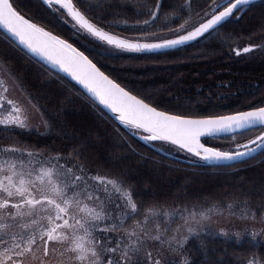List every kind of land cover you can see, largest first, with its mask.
<instances>
[{
    "label": "snow or ice",
    "instance_id": "obj_1",
    "mask_svg": "<svg viewBox=\"0 0 264 264\" xmlns=\"http://www.w3.org/2000/svg\"><path fill=\"white\" fill-rule=\"evenodd\" d=\"M42 2L59 13L64 23L70 18L76 33L122 52L173 48L212 37L231 18H242L238 14L253 4V0H212L201 15L192 8L191 0H185L178 9L161 16L163 0H155L154 6H141L144 11L137 15L146 18L137 25L143 31L157 27L160 21V31L167 29L173 38L143 31L146 40L154 37L158 42H140L105 30L78 6L79 0ZM185 11L187 16H183ZM176 20L181 22L169 27ZM0 30L30 58L56 70L57 76L65 74L101 113L108 110L119 125L146 143H167L203 162L238 161L264 154V101L228 115L172 113L123 87L69 39L22 14L14 0H0ZM254 49L264 50V44L233 50L240 56ZM9 81L23 87L5 65L0 75V139L8 143L0 144V264H189L184 249L190 240L230 238L226 229L218 233L212 229L217 217L264 226V206L254 208L247 197L207 206L145 205L124 176L94 170L78 151L53 154L22 146L13 134L38 126L31 123L28 106L9 95ZM26 99L40 114V124L50 129V118L42 107L30 93ZM250 132L259 134L244 144L236 143L234 150L203 142L205 138L231 137L235 143L238 136ZM234 235L237 241L249 236L255 247L264 227ZM176 256L181 259L177 261ZM247 264L264 261L253 253Z\"/></svg>",
    "mask_w": 264,
    "mask_h": 264
},
{
    "label": "trees",
    "instance_id": "obj_2",
    "mask_svg": "<svg viewBox=\"0 0 264 264\" xmlns=\"http://www.w3.org/2000/svg\"><path fill=\"white\" fill-rule=\"evenodd\" d=\"M14 3L22 14L55 34L65 32L66 26L41 0ZM184 3L185 0H163L161 16ZM211 3L212 0H191L192 8L201 15ZM154 4L155 0H79L78 6L110 33L131 40L156 41L154 37L146 40L143 31L167 37V29L160 31L158 27L160 21L157 27L143 31L137 25L138 20L146 18L137 15L144 11L141 6ZM183 16H187L186 11ZM241 16L231 18L219 34L165 51L122 52L106 44L103 52L79 43L78 47L123 87L161 110L193 117L226 115L260 106L264 101V50L254 49L240 56L233 50L264 44V0L247 6ZM180 22L176 20L169 27L175 28ZM0 61L64 131L62 135L27 130L13 134L22 146L53 154L78 151L94 170L124 176L145 205L207 206L247 197L254 208L264 206V154L231 165H216L186 152L175 155L160 150L101 113L78 87L30 58L1 30ZM257 134L245 133L235 143L231 137L206 138L203 142L234 150L236 143L244 144ZM0 143L8 141L0 139ZM257 243L254 247L251 239L207 236L190 240L185 254L189 264H246L253 253L264 261V242Z\"/></svg>",
    "mask_w": 264,
    "mask_h": 264
},
{
    "label": "rangeland",
    "instance_id": "obj_3",
    "mask_svg": "<svg viewBox=\"0 0 264 264\" xmlns=\"http://www.w3.org/2000/svg\"><path fill=\"white\" fill-rule=\"evenodd\" d=\"M66 26V25H64ZM71 29L66 26L65 32L61 34V36L66 37L70 41H73L74 44L78 47V43L86 46L87 48L91 50H95L96 52L102 51L103 49L106 50V46L104 43L95 40L94 38L88 37L87 35H80L76 33L75 31H70ZM164 36H167L166 38H173L169 33L164 34ZM102 49V50H101ZM103 52V51H102ZM112 56H116L115 54L111 53ZM3 69L4 66L0 64V75L3 74ZM11 85V91L9 93L10 96H12L15 99L20 100L22 103H24L26 106H28V114L31 118V123L35 126L38 127H33L31 130H27L30 132H34L40 135H62L64 133L63 129L61 126H59L48 114L45 112L43 109L44 113H46L47 117H49V123L51 125L50 129H45L42 124H40V114L33 110L30 105H28V101L26 99L27 93L20 87H16L15 85L12 84L11 81H9ZM35 102V101H34ZM36 103V102H35ZM3 144V143H0ZM153 145H155L157 148L160 150L175 154V155H184L182 151H179L176 149L175 146L167 144V143H160L156 142ZM211 227L214 231L217 233L219 232L220 229H226L229 234H230V239H236L234 233L237 231L244 232L245 229L251 230L253 227L259 229L261 227H264L260 225L259 223H256L253 225L251 222H242L240 220H237L235 218H228L226 216L223 217H217L211 224ZM204 238V237H203ZM243 239H251L249 236H245ZM240 239V240H243ZM239 240V241H240ZM257 241H262L264 242V235H260L257 237ZM184 255L185 254V249H184ZM175 259L179 261L181 259L180 256H176ZM247 264V263H246Z\"/></svg>",
    "mask_w": 264,
    "mask_h": 264
},
{
    "label": "water",
    "instance_id": "obj_4",
    "mask_svg": "<svg viewBox=\"0 0 264 264\" xmlns=\"http://www.w3.org/2000/svg\"><path fill=\"white\" fill-rule=\"evenodd\" d=\"M256 1H259V0H253V2H256ZM246 9H247V7H246ZM245 9V10H246ZM244 13V12H243ZM243 13H241V14H243ZM240 14V15H241ZM2 31V30H1ZM3 32V31H2ZM4 33V32H3ZM113 34V33H112ZM115 35V34H114ZM119 36V35H118ZM122 37V36H121ZM12 41V40H11ZM135 41V40H134ZM15 45H17L16 44V42L15 41H12ZM140 42H158L157 40L156 41H140ZM190 42H192V41H190ZM190 42H187L186 44H188V43H190ZM186 44H184V45H186ZM180 46H183V45H177V46H175V47H173V48H177V47H180ZM20 49H22L25 53H26V50H24L21 46H18ZM173 48H162V49H155V50H152V51H146V53H151V52H158V51H165V50H170V49H173ZM29 55V54H28ZM37 61V60H36ZM40 63V62H39ZM40 64H42V63H40ZM43 66H45L46 68H48L49 69V66H46V65H43ZM51 71H54V72H56V70H51ZM60 76H62V77H64L65 79H67L69 82H71L72 84H74L76 87H78L82 92H83V90L81 89V87L79 86V85H76L75 84V82H72V81H70V78H68V77H66L65 76V74H63V73H60ZM104 112L107 114V115H109L110 117H112L113 116V114L112 113H110L108 110H104ZM232 114V113H231ZM226 115H228V114H226ZM206 139V138H205ZM257 154H254V156H256ZM253 156V157H254ZM247 159H249V158H247V157H242V158H240V160H238V161H219V162H209V163H212V164H216V165H231V164H235V163H239V162H242V161H245V160H247Z\"/></svg>",
    "mask_w": 264,
    "mask_h": 264
},
{
    "label": "flooded vegetation",
    "instance_id": "obj_5",
    "mask_svg": "<svg viewBox=\"0 0 264 264\" xmlns=\"http://www.w3.org/2000/svg\"><path fill=\"white\" fill-rule=\"evenodd\" d=\"M41 1H42V0H41ZM55 15L57 16L58 20H59L63 25H66V26H68V27L71 29V30H70L71 32H72V31H75V29L72 27V22L70 21V18H67V19L69 20L68 23H64L63 20L61 19L59 13H55ZM49 30H50V29H49ZM51 31L54 32V30H52V29H51ZM54 33H56V32H54ZM59 34H60V33H59ZM62 38H66V37H63V36H62ZM70 42H72V43L74 44L73 41H70ZM74 46H76V44H74ZM76 47H77V46H76Z\"/></svg>",
    "mask_w": 264,
    "mask_h": 264
}]
</instances>
